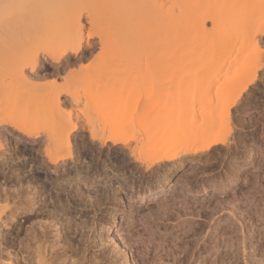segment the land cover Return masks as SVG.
Instances as JSON below:
<instances>
[{"label": "rangeland", "instance_id": "obj_1", "mask_svg": "<svg viewBox=\"0 0 264 264\" xmlns=\"http://www.w3.org/2000/svg\"><path fill=\"white\" fill-rule=\"evenodd\" d=\"M0 119V264H264V0H0Z\"/></svg>", "mask_w": 264, "mask_h": 264}, {"label": "bare ground", "instance_id": "obj_2", "mask_svg": "<svg viewBox=\"0 0 264 264\" xmlns=\"http://www.w3.org/2000/svg\"><path fill=\"white\" fill-rule=\"evenodd\" d=\"M83 25L81 24V25H79V29H78V33H77V37H76V42L72 45V46H69V45H66L64 48H63V50L60 52V55L58 56V58L59 57H61L62 55H64L65 53H67L69 50L70 51H73V52H78L79 50H80V48H81V41L83 40V37H84V33H83V27H82ZM74 42V41H73ZM43 51L44 52H47V53H50L51 54V51H50V48H44L43 49ZM38 58H39V52L38 53H36L35 55H34V57H33V59L31 60V62H23V66L21 65V67H25V66H30L31 67V69L33 70V71H35V70H37L38 68H39V60H38ZM21 69V68H20ZM22 70V69H21ZM21 73V72H20ZM24 74V73H23ZM22 76V78L24 79H29L28 78V76H25V75H21L20 74V76L19 77H21ZM24 79V80H25ZM35 84V83H34ZM35 86L37 87V84H35ZM42 84L41 85H38V89L39 88H41V90H42ZM4 121V119H0V122L2 123ZM5 122V121H4ZM20 128V127H19ZM21 130H22V128H21ZM27 132V131H26ZM114 142H118V139L117 138H114ZM214 143V142H213ZM213 143H210V144H213ZM3 144L1 143V141H0V146H2ZM3 147V146H2ZM209 147V146H208ZM160 190H158V191H156V193H158ZM155 193V192H154Z\"/></svg>", "mask_w": 264, "mask_h": 264}]
</instances>
